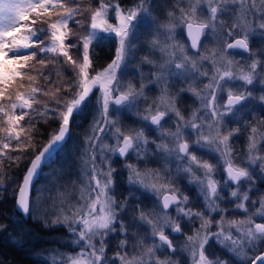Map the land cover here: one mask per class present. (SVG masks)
I'll return each instance as SVG.
<instances>
[{
  "label": "snow or ice",
  "instance_id": "1",
  "mask_svg": "<svg viewBox=\"0 0 264 264\" xmlns=\"http://www.w3.org/2000/svg\"><path fill=\"white\" fill-rule=\"evenodd\" d=\"M254 37L264 41V0H175L162 19L153 0H0V192L12 175L3 160L19 168L33 153L14 210L32 215L40 171L91 115L79 194L43 221L64 227L66 246L79 250L56 253L52 264H231L208 251L212 243L236 264H264V46L254 50ZM102 45L114 52L97 67ZM145 46L150 54L125 82ZM49 63L65 66L54 88L40 70ZM177 81L187 86L174 92ZM185 93L200 102L188 118L178 106ZM32 114L56 125L40 147ZM242 133L243 155L233 146ZM113 157L127 171L122 200ZM8 228L0 223V232ZM113 237L120 239L109 257Z\"/></svg>",
  "mask_w": 264,
  "mask_h": 264
},
{
  "label": "trees",
  "instance_id": "2",
  "mask_svg": "<svg viewBox=\"0 0 264 264\" xmlns=\"http://www.w3.org/2000/svg\"><path fill=\"white\" fill-rule=\"evenodd\" d=\"M87 2L88 0H84L85 5H87ZM123 2L127 5L130 4L132 0H123ZM225 19L231 23V19L229 17H225ZM42 39L44 38L42 37ZM253 40L254 38L252 39V46ZM113 52L114 48L110 49L108 45H102L98 48V57L96 60L97 67L104 66L110 60ZM239 58H241V55H239ZM45 59L50 60L51 57H45ZM64 67L65 66L63 64L56 65L49 63L46 68L41 69L46 75L50 76L53 88L62 79L61 76H58V73H63ZM37 68L39 69L40 66H37ZM70 71L71 70L69 69V72ZM39 83L45 88V90H47L48 86L43 80ZM38 99L43 102L46 97L41 95ZM36 108L37 111H39L41 109V105H36ZM183 112L185 113L184 110ZM89 116L90 115H88L82 122L80 127H74L72 129L73 134L75 132L81 133V130L87 127L90 120ZM31 122L39 130L38 132H34L33 136L35 144L37 147H40L46 142L48 132L52 131L56 125L52 121L45 123V118L37 114H32ZM77 142L79 141L77 140ZM32 154L31 150L24 154L26 158L21 162L19 168H17L12 161L8 159L3 160L5 173H10L12 175L11 179L6 180L5 182L7 191L0 192V223L9 224L7 231L0 232V261H2V264H52L50 256L55 252L59 253L79 250L74 249V247H68L66 246V242L60 241L59 238L64 236L66 229H62L61 227L45 228L40 220L34 219L31 216H24L14 210L15 192ZM9 155L16 156L20 155V153L10 151ZM48 166L49 165L47 164L40 171V174ZM149 166L154 167V165ZM144 203L145 205L150 206L151 201L145 200ZM114 251L115 250L113 249V252ZM110 252L111 250H108V254H110Z\"/></svg>",
  "mask_w": 264,
  "mask_h": 264
},
{
  "label": "rangeland",
  "instance_id": "3",
  "mask_svg": "<svg viewBox=\"0 0 264 264\" xmlns=\"http://www.w3.org/2000/svg\"><path fill=\"white\" fill-rule=\"evenodd\" d=\"M175 0H153V15L163 18L165 13L170 10L174 4ZM144 39H151L150 36H148L147 32H145ZM205 43L208 47L215 46L211 38H208L205 40ZM264 46V44H263ZM142 52V53H141ZM141 53V54H140ZM149 51L147 47H142L140 51L136 53V60L132 62V64L129 65V68L126 70V73L124 74L123 79L125 82L128 80H131L135 76V65L139 62V60L145 56L149 55ZM230 55H234L235 59H240L239 54H232L230 52ZM250 62V61H248ZM210 67V66H209ZM41 70V69H40ZM148 66H144V72L145 74L148 73ZM60 80V78H59ZM58 80V81H59ZM57 81V82H58ZM136 83H139L138 79L135 81ZM207 80H204L203 83H206ZM203 83H200L198 85L199 88H203ZM187 84H182L181 82L177 81L175 82V87L173 91L175 92L180 87H186ZM152 91L150 93V96L154 97L157 95V91L154 86H151ZM178 106L181 108V110L185 111L184 115L186 118L190 117V114L194 108H197L200 106V102L194 97L189 95L188 93L183 94L180 97ZM143 107V106H141ZM90 120L87 124V127L81 130V133L75 132L72 133V142L68 145V147L62 151L55 160L48 164L49 166L41 172L39 175V179L33 184L31 188V194L30 198L32 201V215L31 217L37 220H40L43 224V221L47 219L49 222L55 218V216L59 212V208L61 205V201L65 198H70V202L74 203L76 196L79 194V188L81 184L84 182V177L81 175L83 171V165L80 159V153L81 150L84 148V138L86 135L90 134L89 132V124L91 122V115L89 116ZM125 123H131L130 120H126ZM170 123V122H169ZM166 127L168 125H165ZM233 126V125H232ZM155 133H153L154 135ZM76 135V136H75ZM77 140L79 142H77ZM108 143H112V141H106ZM246 144H244L245 147ZM243 147V149H244ZM243 149L241 151L238 150V152L243 155ZM202 154L203 153H198ZM130 163H134L135 159L131 158L128 160ZM215 162V161H213ZM124 161L117 160L116 157H113V166L117 169L116 175V181H117V192L123 193V196H121V200L124 196L128 195V189L126 186V177H127V171L123 167ZM154 165V164H152ZM156 165H154L155 167ZM143 167V165H141ZM175 167V165H173ZM182 188H186V185L183 181H181ZM194 195V192L192 193ZM39 195V199H37V196ZM137 196H139V193H136ZM254 211V209H252ZM174 215V210L172 212ZM233 215L232 212L228 213V216L231 217ZM242 215L241 213H237V216ZM219 217H217L218 219ZM61 227L62 229H65L62 226H56ZM215 229H213L214 231ZM187 231V229H186ZM60 241L66 242L71 239V237L65 233L63 237L59 238ZM120 237H113L110 241V247L108 250H111L110 254H108L109 257L113 255V249L115 250V245L118 242ZM178 240L183 239V237H178ZM210 253H214L218 255L221 259L228 260L231 262V264H236V261L234 258L224 249L218 247L215 243H212L208 249ZM52 254L50 256V260L53 261V256L56 254ZM186 259V257H183ZM58 259V257H57ZM175 259V257H173ZM119 264V262H117Z\"/></svg>",
  "mask_w": 264,
  "mask_h": 264
},
{
  "label": "flooded vegetation",
  "instance_id": "4",
  "mask_svg": "<svg viewBox=\"0 0 264 264\" xmlns=\"http://www.w3.org/2000/svg\"><path fill=\"white\" fill-rule=\"evenodd\" d=\"M263 44H264V41L260 40L259 38H255L254 37L253 46H252L254 50L257 49V48H259V47H261V46H263ZM237 54L241 55L240 53H237ZM262 74H264V73H262ZM255 90H256L257 95H259L260 94L259 93V88L257 87ZM255 107L257 109H259L260 108V105L257 104V105H255ZM257 114H259V112ZM231 126L232 125H230V127ZM244 144H246V133H242L238 138H235L233 140V146L237 149V151L238 150L241 151L243 149V147H244ZM116 159L117 160H120L118 158H116ZM257 186H258V188H259L260 191H264V184H260V182L257 181ZM258 195H259V193H256L253 196V198L254 199L258 198Z\"/></svg>",
  "mask_w": 264,
  "mask_h": 264
},
{
  "label": "water",
  "instance_id": "5",
  "mask_svg": "<svg viewBox=\"0 0 264 264\" xmlns=\"http://www.w3.org/2000/svg\"><path fill=\"white\" fill-rule=\"evenodd\" d=\"M29 162H30V160H29ZM29 162H28V163H29ZM25 170H26V168H25ZM25 170H24V172H25ZM24 172H23V174H24ZM23 174H22V176H23ZM22 176H21V179H22ZM21 179H20V182H21ZM37 179H38V177L36 178V180H37ZM36 180H35V182H36ZM20 182H19L18 187H17V189H16L15 195H16V193L18 192ZM35 182H34V183H35ZM32 186H33V185H32ZM14 209H15V197H14ZM15 211H17L18 213H20L18 210H15ZM20 214H21V213H20Z\"/></svg>",
  "mask_w": 264,
  "mask_h": 264
}]
</instances>
